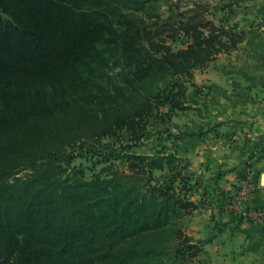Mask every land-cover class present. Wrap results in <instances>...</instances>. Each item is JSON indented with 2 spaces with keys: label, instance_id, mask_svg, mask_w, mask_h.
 <instances>
[{
  "label": "trees",
  "instance_id": "1",
  "mask_svg": "<svg viewBox=\"0 0 264 264\" xmlns=\"http://www.w3.org/2000/svg\"><path fill=\"white\" fill-rule=\"evenodd\" d=\"M202 26L205 37L188 23L186 48L164 47L155 56L83 10L80 0H0V264H187L197 255L199 246L190 241L182 249L140 242L139 236L155 233L170 222V213L180 215L179 208L190 204L173 187L143 191L121 182L117 171L111 178H61V161L70 162L64 146L113 134L117 113L90 117L85 103L75 100L41 105L38 94L29 96L25 88L54 80L102 41L109 52L100 64L118 52L135 63V74L123 78L124 90L114 85L116 96L109 95L124 113L137 115L142 95L135 91L158 82L169 86L172 107L184 109L179 98L186 85L172 76L235 51L248 33L236 23L217 28L208 20ZM254 149L264 152V132ZM174 159L151 157L150 164L171 169ZM22 166L32 170L24 180L15 176Z\"/></svg>",
  "mask_w": 264,
  "mask_h": 264
},
{
  "label": "rangeland",
  "instance_id": "2",
  "mask_svg": "<svg viewBox=\"0 0 264 264\" xmlns=\"http://www.w3.org/2000/svg\"><path fill=\"white\" fill-rule=\"evenodd\" d=\"M80 1L83 10L114 28L137 48L143 46L155 56H160L164 47L172 51L186 48V42L191 39L184 31L188 23L202 30L203 37L208 33L202 26L205 21L214 22L217 28L234 24L224 17L232 0H140L144 1L142 6L133 0ZM253 28L264 33V16L238 29L249 32ZM236 50L219 53L196 68L172 76L186 85L185 98H179L186 102L184 109L172 107L169 86L158 82L135 91L136 95H142L137 115L124 113L109 95L116 96L114 85L124 90L123 78L133 75L135 63L132 56L124 57L118 52L107 64H100L99 57H107L109 52L102 41L92 46L91 55L75 62L54 80L25 88L29 96L38 94L41 105L52 107L64 104L62 99L75 100L85 103L90 117H112L113 113L119 116L113 134H96L95 142L83 138L64 146L70 162L66 165L61 161L64 167L61 178H111L117 171L121 182L143 191L158 185L173 187L180 201L190 204L179 208L180 215L170 213L166 226L153 234L145 232L139 238L140 242L164 243L182 249L185 241H190L189 233L195 221L209 206L220 177L234 171L238 164L250 168L258 155L254 143L264 132V88L248 83L243 77L250 71L248 65L252 62L244 61L243 54ZM103 71L106 76H100ZM166 154H175L171 169L151 166V157ZM233 155L238 160L232 159ZM221 158L229 164L218 167ZM249 173L245 170L236 176L230 189L218 198L220 211L235 223L249 218L235 215L226 203L248 183L249 199L244 211L252 209L248 204L255 185ZM31 174L30 168L22 166L15 176L24 180ZM186 184L190 186L188 190ZM197 245V255L187 264H208L203 256V244Z\"/></svg>",
  "mask_w": 264,
  "mask_h": 264
},
{
  "label": "crops",
  "instance_id": "3",
  "mask_svg": "<svg viewBox=\"0 0 264 264\" xmlns=\"http://www.w3.org/2000/svg\"><path fill=\"white\" fill-rule=\"evenodd\" d=\"M232 2L230 10L224 13V17L236 23L238 28L248 26L254 23L255 19L264 16V0ZM236 51L243 54L244 61L252 62V65H248L250 71L243 76L246 81L264 88V33L253 28ZM231 158L238 160L239 157L233 155ZM218 161H220L218 167L229 164L227 159L221 158ZM245 170H249L255 185L248 207L264 211V184L261 177L264 173V152H262L254 158L250 168L238 164L234 171L220 177L214 185L209 206L195 221L189 233L190 242L203 244V256L208 264H264V223L252 219L235 223L232 217L223 214L218 208L219 196L227 192L234 178Z\"/></svg>",
  "mask_w": 264,
  "mask_h": 264
},
{
  "label": "built area",
  "instance_id": "4",
  "mask_svg": "<svg viewBox=\"0 0 264 264\" xmlns=\"http://www.w3.org/2000/svg\"><path fill=\"white\" fill-rule=\"evenodd\" d=\"M243 184V183H242ZM251 185V184H250ZM249 184L244 183L242 189L237 193L232 201H227L226 207L235 215H241L243 219L249 218L256 222L264 223V211L260 209L245 210V205L249 199Z\"/></svg>",
  "mask_w": 264,
  "mask_h": 264
},
{
  "label": "water",
  "instance_id": "5",
  "mask_svg": "<svg viewBox=\"0 0 264 264\" xmlns=\"http://www.w3.org/2000/svg\"><path fill=\"white\" fill-rule=\"evenodd\" d=\"M261 177L263 179V182L262 183L264 184V173H262Z\"/></svg>",
  "mask_w": 264,
  "mask_h": 264
}]
</instances>
